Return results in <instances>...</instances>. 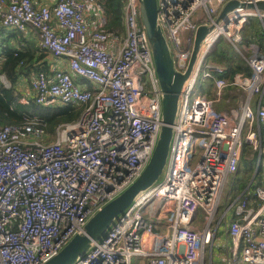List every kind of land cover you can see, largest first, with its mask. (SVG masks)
I'll return each mask as SVG.
<instances>
[{"label": "built area", "instance_id": "obj_1", "mask_svg": "<svg viewBox=\"0 0 264 264\" xmlns=\"http://www.w3.org/2000/svg\"><path fill=\"white\" fill-rule=\"evenodd\" d=\"M231 1L264 2L157 0V21L177 72H187L200 26L215 29L203 40L182 89L164 179L141 193L76 264H132L133 258L140 264L205 262L229 178L238 173L246 145L260 155L263 146L260 47H248L251 76L226 78L223 65L207 63L221 38L240 52L250 17L260 18L264 30V12L233 11L217 24ZM0 25L32 32L42 51L68 62L67 72L36 74L33 103L82 110L77 121L53 133L34 115L21 125L0 126V264H46L143 174L163 126V92L139 0H126L122 44L120 32L107 29L101 0H0ZM110 44L118 47L111 51ZM200 76L214 92L193 98ZM1 84L11 87L4 76ZM229 89L239 93L228 101ZM224 101L227 108L218 110ZM253 195L257 207L246 198L225 212L235 210L237 217L225 231L231 242L227 264H264V183Z\"/></svg>", "mask_w": 264, "mask_h": 264}, {"label": "water", "instance_id": "obj_2", "mask_svg": "<svg viewBox=\"0 0 264 264\" xmlns=\"http://www.w3.org/2000/svg\"><path fill=\"white\" fill-rule=\"evenodd\" d=\"M240 9L253 14H260L264 12V2L245 4L231 1L223 8L216 23L219 24L228 14ZM139 10L142 24L149 38L163 92V126L156 150L143 174L120 196L92 217L84 231L76 235L56 257L46 264H76L89 252L94 243L106 237L113 225L141 193L158 183L167 165L174 135L173 125L178 112L182 89L196 64L203 40L215 28L200 26L196 34L188 70L185 74H181L175 69L172 54L157 21V0H139ZM254 179L255 177H253Z\"/></svg>", "mask_w": 264, "mask_h": 264}, {"label": "trees", "instance_id": "obj_3", "mask_svg": "<svg viewBox=\"0 0 264 264\" xmlns=\"http://www.w3.org/2000/svg\"><path fill=\"white\" fill-rule=\"evenodd\" d=\"M101 2L108 14V29L110 31H124V7L126 0H101ZM19 33L21 32L16 30L13 32L0 25V56L5 58V61L0 65V73L6 75L12 83V87L10 88L5 87L3 84L0 86V126L21 125L24 123V117L34 115L40 117L47 124V130L53 133L60 125L77 121L81 114V109L73 106L45 108L34 103L30 106H24L19 102L18 93L15 90V85L20 75L18 66L21 64L24 66L29 65L35 57L33 51L19 48L15 44ZM242 35L243 42L246 45H258L256 42L264 39V30L260 20L257 17H250L249 25L243 29ZM37 49L41 53L40 58L43 59L46 53L39 46ZM210 55L214 62L225 67L226 73L224 77L226 78L232 79L236 74H242L244 76L252 75V70L247 60L242 58L232 44L223 38L219 40ZM261 137L262 147H264V122L261 124ZM246 148L247 146L245 147L244 153ZM252 152L253 158L250 161H245L244 173L241 172V174L245 175V181L240 179L242 189L247 188L249 185L252 178L249 175L255 170L259 161V152ZM260 158L259 172L255 181H258L260 178L264 155L261 154ZM252 188L249 190H252Z\"/></svg>", "mask_w": 264, "mask_h": 264}, {"label": "crops", "instance_id": "obj_4", "mask_svg": "<svg viewBox=\"0 0 264 264\" xmlns=\"http://www.w3.org/2000/svg\"><path fill=\"white\" fill-rule=\"evenodd\" d=\"M45 1L46 0H34V2H36L37 4H42ZM258 19L260 20V18H258ZM260 23H261V26H263L261 20H260ZM107 29H108V27H107ZM10 31L14 32V30H10ZM118 31L120 32V37H121L120 44H122L123 41L125 40V25H124V31H120V30H118ZM15 44L19 48H23V49H26V50L29 49V50H31V51H33L35 53V57L31 61V63H29V65L24 66L23 64H21L20 66H18V70H19L20 75H19L18 81H17V83L15 85V90L18 93L19 102L23 105V101L27 100V101H29V102H31L33 104L34 95H33V92L31 90V83H32L33 79L35 78L36 74L38 72H41V71L46 72L47 74H54L55 72H57L59 70L67 72V71H69L68 62H67V60H64V59H55V58H53V57H51V56H49L47 54H45V57L43 59H41L40 58L41 53L39 51H37L38 50L37 47L39 46L38 45V40H37L35 34H33L30 31L19 33L18 34V38L15 41ZM110 47H111V51H112V49H116L118 46L116 44H110ZM244 49H246V48L244 47ZM4 61H5V58L0 56V65ZM0 76H4L6 78V81L12 87V83L9 81V79L7 78L6 75L0 73ZM77 82L79 84H85V82L83 80H80V79L77 80ZM88 88L90 90H93V86L91 84H88ZM207 88L209 90L207 92V95L211 96L212 93L214 92L213 86L211 87V84L209 83L207 85ZM236 92H238V91L229 89L226 92V96H225L226 99L229 101L230 98L233 95H236ZM260 100H261V97H256L255 98V101H254V104H253V107H254L255 111H257V103H259ZM262 101H263V104H264V97L262 98ZM226 104L227 103H225V101L221 102L220 104L217 105V109L218 110H222V109L227 108ZM57 107H61V106H57ZM52 108H56V107H52ZM79 109H81V108H79ZM262 151H263V149H262ZM259 161H261V159ZM256 167H257L256 168L257 170H256V172L253 175V177H255V179H256V176H257V174L259 172L258 163H257ZM263 167H264V162L262 161V169H261V172H260L259 180L255 181V179L253 180V177H252L251 180H250L249 185L245 189H242L241 185H240V184H242L240 182V179H243L245 181V175L244 174H241V173L238 174L237 173L238 175L236 174L234 176H231L233 181H234V186H233V189L231 191L238 190V192H240V195L236 199H233V201H232L233 203L234 202H239L242 199H246L247 198L248 201L250 202V206L251 207H257L258 206V201L254 197L253 193H254V189L256 187H258L259 185H263L262 181H261V179L264 180ZM230 178H229V180H230ZM256 182H260V183L256 185V184H254ZM251 187H253V190H249ZM249 193H251V194H249ZM230 200H232V196L229 195L227 203H226L227 208L230 205V202H231ZM225 212L223 214H220V210H219V214L217 216V218H218L217 222H216L217 225L215 227L216 238L214 240L213 248H212V251L210 253V264H214V262H213L214 260H219V258H218L219 256L217 254L220 251L227 252V253H225V255H226L225 256L226 264H227V262L229 263L230 260H231L230 257H229V255L231 253V242H230L229 237H228V235H227V233L225 231H226V228L229 225V223L231 221H233V220H236L237 217L235 215V210L231 209L230 211L227 212L226 215H225ZM197 227L199 229H202L203 228L202 223L199 222L197 224ZM225 262H224V264H225Z\"/></svg>", "mask_w": 264, "mask_h": 264}, {"label": "rangeland", "instance_id": "obj_5", "mask_svg": "<svg viewBox=\"0 0 264 264\" xmlns=\"http://www.w3.org/2000/svg\"><path fill=\"white\" fill-rule=\"evenodd\" d=\"M249 25V19H248V21L245 23V25H244V28H246V26H248ZM123 35V34H122ZM223 39H225V38H223ZM226 41H228L227 39H225ZM229 42V41H228ZM230 43V42H229ZM257 44H258V46L260 47V49H261V47H262V54H264V39L262 40V41H257L256 42ZM217 45V44H216ZM251 45V44H250ZM216 47V46H215ZM240 47L242 48V49H239L240 50V52H238V54L242 57V58H245V59H248L249 58V56H250V52L248 51V45H246L244 42H243V44H241L240 45ZM244 47L246 48V49H244ZM215 49V48H214ZM207 63H216V62H214L213 60H212V58H211V55L207 58ZM209 84V82H206V81H203V79H202V77L200 76L199 77V79H198V81H197V90H196V92H194L193 94H192V97L193 98H195V97H197L198 95H201V94H203V93H207L209 90H208V88H207V85ZM211 98V97H210ZM250 150H252V151H255L254 149H251V147L249 146V145H247V148H246V151H245V153L243 154V159H242V162H241V165H240V169H239V172H238V174L239 173H241V172H243L244 173V169H245V161L246 160H248V161H250L252 158H253V152L252 151H250ZM262 155H264V147H263V151H262ZM197 160V158L195 159V161ZM258 160H260V153H259V156H258ZM260 162L261 161H258V165H260ZM166 168L167 167H165V170H164V172H163V174H162V176H161V178H160V180L158 181V182H161L163 179H164V177H165V172H166ZM257 168V167H256ZM255 168V170H253L252 171V173L249 175V177L251 178V177H253V175H254V173L256 172V169ZM237 174V175H238ZM261 181H262V184L264 183V180L263 179H261ZM255 182V181H254ZM260 182H256V183H254V184H259ZM233 186H234V181H233V179H232V177L230 178V180L228 181V183H227V185H226V187H225V190H224V193H223V198H222V201H221V207H220V214H223L225 211H226V209H227V205H226V203H227V200H228V197H229V195L230 196H232V200H231V202L233 201V199H236L239 195H240V192H238V190H233V191H231L232 189H233ZM252 190H253V188H252ZM230 202V203H231ZM200 223H202V225H204L205 223H206V219L203 217V214L201 213V211L199 212V220H198ZM211 247H209L208 249H207V251H206V257H205V262L203 263V264H210V253H211ZM225 253H227V252H225V251H220L217 255L219 256L218 258H219V260H214L213 262H214V264H224V262H225ZM132 264H140V260L139 259H137V258H133L132 259ZM225 264H226V262H225Z\"/></svg>", "mask_w": 264, "mask_h": 264}, {"label": "bare ground", "instance_id": "obj_6", "mask_svg": "<svg viewBox=\"0 0 264 264\" xmlns=\"http://www.w3.org/2000/svg\"><path fill=\"white\" fill-rule=\"evenodd\" d=\"M238 12H243L241 9H240V11H238ZM247 146V145H246ZM251 147V146H250ZM252 148V147H251ZM253 149V148H252Z\"/></svg>", "mask_w": 264, "mask_h": 264}]
</instances>
